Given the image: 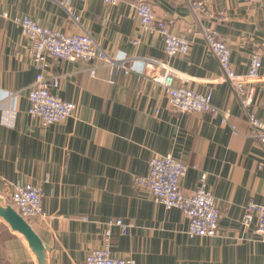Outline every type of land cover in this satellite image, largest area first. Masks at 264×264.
I'll return each mask as SVG.
<instances>
[{"label":"crops","instance_id":"obj_1","mask_svg":"<svg viewBox=\"0 0 264 264\" xmlns=\"http://www.w3.org/2000/svg\"><path fill=\"white\" fill-rule=\"evenodd\" d=\"M135 1L0 0V207H9L15 185L30 183L40 190L44 212L29 222L41 242V260L0 215V264H85L87 253L103 245L107 228L111 254L136 264H264L256 221L242 223L248 201L264 203V144L248 137L246 111L200 34L202 27L217 32L239 75L246 74L252 53L263 51L261 79L247 85L253 88L247 110L264 121V0H201L224 21L196 17L188 0H147L173 34L190 41L187 54L172 57L164 54L159 34L140 26ZM3 12L28 15L63 33L85 31L117 58L167 62L184 77L175 84L211 93L212 104L230 113L235 132L209 114L173 111L162 87L140 74L139 62L129 75L99 64L91 77L86 62L54 59L47 60L44 76L58 80L52 92L75 109L43 126L28 114L35 79L31 42ZM166 154L188 166L180 179L186 194L206 173L221 214L216 236L188 237L181 211L154 203L147 189L133 184L147 174L152 156ZM114 219L127 226L125 233L108 227Z\"/></svg>","mask_w":264,"mask_h":264},{"label":"built area","instance_id":"obj_2","mask_svg":"<svg viewBox=\"0 0 264 264\" xmlns=\"http://www.w3.org/2000/svg\"><path fill=\"white\" fill-rule=\"evenodd\" d=\"M108 5H116L120 0H103ZM246 3H259L261 0H242ZM187 4L193 15H204L207 18H217L224 21L222 12H211L201 0H188ZM140 26L150 32L157 33L163 39V51L167 57L185 55L189 51L190 41L183 36L173 34L168 24L155 15L152 3L147 0H136L133 3ZM2 16L9 19L21 31L22 35L31 42L30 56L35 71V79L28 92V114L38 118L43 126L59 123L72 115L75 105L72 102L59 99L52 89L58 86L57 79L48 80L44 76L47 60H65L69 62L83 61L89 64V75L94 77L99 64L109 66L115 73L122 72L129 75L135 70L139 62L140 74L149 78L162 87L173 111L181 113H206L218 118L222 125L229 124L230 113L212 104L210 92H197L182 85L175 84V80L184 77L167 62L151 57L117 58L97 43L85 31L77 33H63L40 25L28 15L9 16L3 12ZM77 21V17L74 18ZM200 34L204 38L208 49L216 58L224 80L231 87L237 101L246 111L249 126L248 137L264 144V121L247 110L252 103L253 88L247 90V85L261 79L263 51L256 49L249 61L246 74H237L230 61L231 49L209 27H202ZM134 44L137 41H133ZM7 97L16 98L17 94L7 92ZM188 166L172 157L170 154L155 155L148 161L147 174L135 176L133 184L149 191L154 203L165 209H178L188 220L186 235L188 237H214L217 234L220 211L216 199L206 188V173L199 176L198 186L189 194L180 188V179L185 175ZM11 208L29 223L35 217L44 216L41 207L40 190L30 183L15 185L8 195ZM256 221L253 233L264 243V203L257 204L248 201L244 206L242 223L249 226ZM108 227L117 226L122 233L127 226L120 219L110 220ZM110 230L104 232L103 245L90 250L85 257V264H136L132 258L114 257L110 249Z\"/></svg>","mask_w":264,"mask_h":264},{"label":"water","instance_id":"obj_3","mask_svg":"<svg viewBox=\"0 0 264 264\" xmlns=\"http://www.w3.org/2000/svg\"><path fill=\"white\" fill-rule=\"evenodd\" d=\"M0 215L25 238L30 247L38 255L39 260H41L43 256L41 242L29 223L20 217L11 207H0Z\"/></svg>","mask_w":264,"mask_h":264},{"label":"rangeland","instance_id":"obj_4","mask_svg":"<svg viewBox=\"0 0 264 264\" xmlns=\"http://www.w3.org/2000/svg\"><path fill=\"white\" fill-rule=\"evenodd\" d=\"M9 207H12L11 204L8 202Z\"/></svg>","mask_w":264,"mask_h":264}]
</instances>
